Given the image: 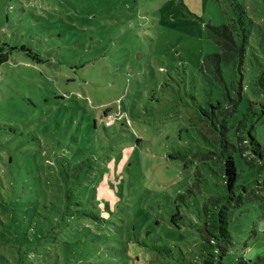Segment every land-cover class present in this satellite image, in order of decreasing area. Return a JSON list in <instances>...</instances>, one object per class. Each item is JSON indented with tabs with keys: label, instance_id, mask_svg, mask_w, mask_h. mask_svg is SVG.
I'll list each match as a JSON object with an SVG mask.
<instances>
[{
	"label": "rangeland",
	"instance_id": "374dc122",
	"mask_svg": "<svg viewBox=\"0 0 264 264\" xmlns=\"http://www.w3.org/2000/svg\"><path fill=\"white\" fill-rule=\"evenodd\" d=\"M241 8L252 46L243 84L256 99L264 0H0V45L13 48L0 67V264L195 262L211 195L198 176L210 160L201 109L219 99L200 68L216 51L208 26ZM107 109L130 125L105 128ZM257 128L264 137V121ZM63 166L117 180L108 223L76 220L86 207H37ZM229 227L223 264H264V194L232 208ZM164 243L171 258L152 248Z\"/></svg>",
	"mask_w": 264,
	"mask_h": 264
},
{
	"label": "trees",
	"instance_id": "16d2710c",
	"mask_svg": "<svg viewBox=\"0 0 264 264\" xmlns=\"http://www.w3.org/2000/svg\"><path fill=\"white\" fill-rule=\"evenodd\" d=\"M238 14L239 18L232 17L220 26H208V36L214 41L216 51L205 56L200 68V77L209 95L219 99L212 101L210 98L208 106L201 109L200 135L209 146L210 160L203 162L198 176L203 189L210 190L211 195L207 196L200 211L198 231L202 244L192 264H223L233 246L229 227L231 209L241 205L244 198L264 194V137L261 138L257 131L264 121V69L255 82L257 98H246L244 68L252 46L249 45L250 33L244 24L251 23V19L245 8H241ZM12 50L7 44L0 45V67L10 60ZM225 68H231L234 73L231 85L224 75ZM234 113L239 115L231 123ZM109 115L114 116V122L109 126L105 122V128L114 126L118 121L130 125L128 116L120 111L115 113L107 109L102 119L107 121ZM137 141L141 139L137 138ZM125 160L124 155L119 168L127 167L129 158ZM83 167L86 170L95 169L92 164L78 166L80 170ZM58 173L60 177L52 183L47 180L48 189L43 191L42 201L37 207L55 208L59 205L64 213L70 205L86 207L85 212L78 210L73 214L85 217L76 220L108 223L119 202L112 187L117 180L110 178L108 181L106 173H76V169L72 171L66 166ZM100 175L102 179L99 181ZM106 233L105 230L103 234ZM152 248L166 258H171L174 253V248L167 243L155 244Z\"/></svg>",
	"mask_w": 264,
	"mask_h": 264
},
{
	"label": "built area",
	"instance_id": "2783aa9c",
	"mask_svg": "<svg viewBox=\"0 0 264 264\" xmlns=\"http://www.w3.org/2000/svg\"><path fill=\"white\" fill-rule=\"evenodd\" d=\"M114 122V116L113 115H109L107 121H106V125L109 126Z\"/></svg>",
	"mask_w": 264,
	"mask_h": 264
}]
</instances>
